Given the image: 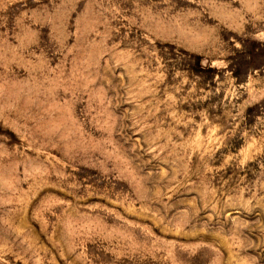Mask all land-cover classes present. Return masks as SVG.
I'll return each mask as SVG.
<instances>
[{
    "label": "rangeland",
    "instance_id": "obj_1",
    "mask_svg": "<svg viewBox=\"0 0 264 264\" xmlns=\"http://www.w3.org/2000/svg\"><path fill=\"white\" fill-rule=\"evenodd\" d=\"M0 264H264V0H0Z\"/></svg>",
    "mask_w": 264,
    "mask_h": 264
}]
</instances>
